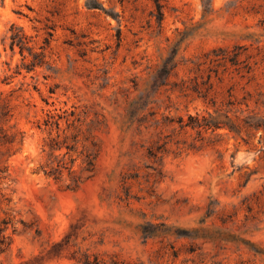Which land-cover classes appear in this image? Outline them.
<instances>
[{"label":"rangeland","instance_id":"rangeland-1","mask_svg":"<svg viewBox=\"0 0 264 264\" xmlns=\"http://www.w3.org/2000/svg\"><path fill=\"white\" fill-rule=\"evenodd\" d=\"M159 16L154 0H0V264H264V127L179 121L216 113L181 88L196 74L264 118V0ZM14 24L36 51L50 38L46 63L29 69ZM236 45L245 75L219 65Z\"/></svg>","mask_w":264,"mask_h":264},{"label":"trees","instance_id":"trees-1","mask_svg":"<svg viewBox=\"0 0 264 264\" xmlns=\"http://www.w3.org/2000/svg\"><path fill=\"white\" fill-rule=\"evenodd\" d=\"M154 2L157 6L158 11L160 12L159 19L162 20L163 0H154ZM12 31H13L12 42H11L12 48L15 49L16 45H19L21 48V52L25 58H26L25 55L26 50H29V53L33 56V59L28 66L29 69H34L36 66L46 63L45 49L46 46H48L49 44V40H50L49 37L46 38L45 44L42 45L43 50L36 51L34 49V46L30 45L31 39L26 35V33H24L22 28L17 27L14 24L12 27ZM49 33L52 35V32ZM243 47L244 46L242 45H236L234 48V53L231 56H229V59H226V62H222L219 60H213V61H219V65H226L227 66L226 69L233 66L235 67V70H237L239 73H242V75H245V73L251 72L252 67L242 65V63L244 62L241 59V55L243 53ZM228 50L229 48L221 46L215 48L213 50V53L219 55L220 52H225V51L227 52ZM199 76H200L199 74H196L189 81L184 80L180 84L181 88L186 91L192 90L194 92H197L200 96L204 97L205 99H210L212 105L216 107V113H210L209 115L190 114L189 120H185L182 117L179 121L183 128L186 126H192L193 128H197L200 133H203L204 131H208V130L217 131L222 128H229L232 131H237L241 133L243 131L244 126L246 127L254 126L257 127L258 129L264 127V118L261 116L247 115L241 118L240 115L236 113L237 110L235 111L234 114H232V112L234 111L233 105L236 104L235 100L228 101L227 105L230 106L228 108L219 107L217 100L214 97H211L210 94L211 90H203L202 88H200Z\"/></svg>","mask_w":264,"mask_h":264}]
</instances>
